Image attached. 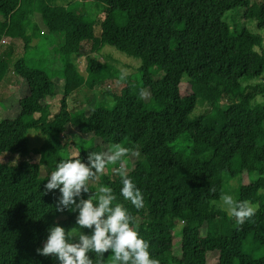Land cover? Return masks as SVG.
I'll return each mask as SVG.
<instances>
[{
    "label": "trees",
    "instance_id": "1",
    "mask_svg": "<svg viewBox=\"0 0 264 264\" xmlns=\"http://www.w3.org/2000/svg\"><path fill=\"white\" fill-rule=\"evenodd\" d=\"M56 1L0 0V97L28 86L25 96L13 93L18 113L0 118V264H54L37 249L54 223L74 231L78 211H57L58 190L43 194L45 179L76 150L87 163L104 145L125 148L117 164L129 160L131 168L97 174L99 186L111 187L114 203L128 209L157 264H264V104H254L264 84H245L264 76V0H80L103 5L99 34L81 6ZM241 8L257 31L232 29L226 15ZM57 33L65 43L50 48L62 70L34 66L29 53L40 57L41 48L34 38ZM4 38L22 40V56L14 59L13 45L3 51ZM106 45L140 58L141 77L96 58ZM73 55H86L85 73ZM55 74L64 84L53 114ZM100 83L105 98L90 112L69 108L73 94ZM203 102L212 108L195 118ZM32 129L45 136L33 149ZM182 136L188 151L175 148ZM122 170L143 193L140 209L120 195ZM238 176L234 200L258 205L243 223L219 204ZM89 186L82 198L99 189ZM89 255L93 264H111L110 252L102 260Z\"/></svg>",
    "mask_w": 264,
    "mask_h": 264
},
{
    "label": "clouds",
    "instance_id": "2",
    "mask_svg": "<svg viewBox=\"0 0 264 264\" xmlns=\"http://www.w3.org/2000/svg\"><path fill=\"white\" fill-rule=\"evenodd\" d=\"M126 152L123 147L91 152L87 163L69 156L49 171L43 194L58 190L55 209L78 211L77 227L72 231L59 223L51 225L46 241L37 249L39 254L51 256L54 264H93L90 253L102 260L109 252L111 264H157L149 244L135 228L128 209L114 203L116 197L111 187H99L89 198H82L90 190L89 182L103 173L107 164L119 162ZM119 176L120 195L136 209L142 208L144 196L140 188L126 171H120ZM220 207L238 223H243L255 214L257 206L248 201H236L232 195L225 194L221 197ZM85 229L90 232L86 233Z\"/></svg>",
    "mask_w": 264,
    "mask_h": 264
},
{
    "label": "rangeland",
    "instance_id": "3",
    "mask_svg": "<svg viewBox=\"0 0 264 264\" xmlns=\"http://www.w3.org/2000/svg\"><path fill=\"white\" fill-rule=\"evenodd\" d=\"M56 2L60 3V4H65V5L71 6V7L81 6L85 10V12L90 16V18H92L93 20H95L97 22L96 23V33L97 34L100 33L101 22L106 18V12L104 11L102 4H99L96 2H85V3H83L80 0H57ZM226 20L228 21L229 24H231L232 29H234V30L240 31L239 29H241V27L245 25L250 30L257 31L256 22L252 19L247 20L244 17V9L243 8L229 12L226 15ZM37 21H39V19H37ZM39 24L41 26L43 25L40 21H39ZM234 33H237V32L234 31ZM65 39H66L65 33L48 34L45 36L35 37L33 40V44H34L35 48H38V46L41 47L40 49L39 48L37 49L40 57H35L30 52L29 53V60H34V62H35L34 66H40L42 64V65L47 66L51 70L61 71L63 68V64H62L60 55L56 50L50 48V45L51 44H55V45L58 44L59 46H61L65 43ZM42 41H45L44 44L42 43ZM2 44H5L3 51L4 50H9V51L12 50V45H13L14 52L19 54L16 58H14L15 60L18 57L22 56V52L24 50V42L22 40H19V39L18 40L17 39L12 40L10 38H4ZM44 51L47 52L46 56H43ZM84 52L85 51H82V54ZM94 55L99 60L111 62L112 64L117 66L120 70L124 71L125 73H134L135 72L136 74H139V76H140V72L137 71V68L142 63V61L138 57L130 56V55L116 49L115 47H113L111 45H106L104 48H102V50H100V52H97ZM85 56L86 55H81V56L73 55V57H72L75 62L77 61L78 65H79L80 69L83 71V73H85L86 63H87ZM54 77H55L54 81L56 79L55 84L57 86V89L59 88L60 91H59V94H57L53 97H49V99H48L50 104H51V112L53 114L57 113L60 109V98H61V95L63 94L62 87L64 84V79L62 78V76H60V74H55ZM156 77H158V75H156ZM245 84L246 85H248V84H264V76L260 79L254 80L253 82H245ZM8 88L9 89H7L6 92L8 95L11 94L12 97L10 96L11 98H8L7 101L5 100L6 102L3 101V99L0 97V118L3 116H9V115H14V114L18 113V111H19V106L17 103L18 97H16L17 95L16 96L13 95V93L15 91H19L21 96H25L28 94V86H27V83L25 81L19 86H10ZM57 89H56V91H57ZM105 90H106V85L104 83H100V84L96 85L91 90L85 89V88L81 89L77 94H73L69 98V100H68L69 108L71 107L72 109H85L88 112H90L98 102L102 101L105 98V96H104ZM108 99L110 101L112 100V98H108ZM254 104H264V96L263 95L258 96L256 98ZM13 105H14V107L11 108ZM211 108H212V105L209 102L199 103L195 112H194V117L198 118V117L205 115L206 113H208L211 110ZM28 137L30 140V147L32 149L40 146L45 140V136L40 131L35 130V129H32L29 131ZM77 142H81V138L77 139ZM174 145L178 151L179 150L188 151V149H189V144L187 143L186 136L180 137L178 142ZM104 147H105V150L109 149L106 145H104ZM78 153H79V151L76 150V152L73 155L76 156V155H78ZM34 157H35V159L38 158L37 155H34ZM130 163H131V161H129V160L122 163V164L109 163V165L105 168L103 173L113 174L117 169H119V167L124 168V170H129L131 168ZM45 171H46V169H44V172ZM245 180L248 181L249 178H246ZM229 181H230L229 185L227 187L225 185L223 195H225V194L232 195L233 198L235 199L237 187L240 185V182H241V177L238 176L236 178L229 179L227 181V183ZM89 185H94L97 188H99L100 187L99 186V177H96L95 179L91 180L89 182ZM255 206H257L256 207V209H257L258 205H255ZM76 227H77V225L75 224L74 231H76V229H75Z\"/></svg>",
    "mask_w": 264,
    "mask_h": 264
}]
</instances>
